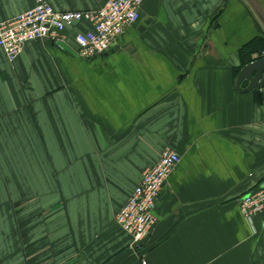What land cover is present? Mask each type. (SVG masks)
I'll return each instance as SVG.
<instances>
[{
	"label": "crops",
	"instance_id": "0c3cea01",
	"mask_svg": "<svg viewBox=\"0 0 264 264\" xmlns=\"http://www.w3.org/2000/svg\"><path fill=\"white\" fill-rule=\"evenodd\" d=\"M35 4L0 0V22ZM90 28L31 41L14 63L0 49V146L45 154L19 160L17 195L0 197V264H264V212L251 223L240 209L264 180V104L236 84L264 56V0H144L86 59L76 36ZM168 148L181 161L135 246L117 214Z\"/></svg>",
	"mask_w": 264,
	"mask_h": 264
},
{
	"label": "built area",
	"instance_id": "2783aa9c",
	"mask_svg": "<svg viewBox=\"0 0 264 264\" xmlns=\"http://www.w3.org/2000/svg\"><path fill=\"white\" fill-rule=\"evenodd\" d=\"M35 2L31 9L0 22V49L11 63L27 43L44 38L64 41L67 29L80 21L90 22L92 28L76 36L79 55L86 59L104 55L141 19L144 0H108L101 8L89 11H58L48 0ZM180 161L178 152L164 150L158 162L145 169L141 181L118 212L117 222L132 237L135 246L150 235L163 186ZM240 209L251 223L255 215L264 212V180L258 189L241 198Z\"/></svg>",
	"mask_w": 264,
	"mask_h": 264
},
{
	"label": "rangeland",
	"instance_id": "374dc122",
	"mask_svg": "<svg viewBox=\"0 0 264 264\" xmlns=\"http://www.w3.org/2000/svg\"><path fill=\"white\" fill-rule=\"evenodd\" d=\"M10 140L12 139H8L6 145L0 146L2 148L0 150V197L4 196L5 198L17 195V163L19 160L28 161V158H31L32 154L34 161L41 162L45 160V154L42 155L40 151H36L35 153L29 152L30 146H32L31 139H19L22 141L20 144L22 148H20L19 152H17V144L13 145L10 143ZM25 147L27 149H23Z\"/></svg>",
	"mask_w": 264,
	"mask_h": 264
},
{
	"label": "water",
	"instance_id": "95a60500",
	"mask_svg": "<svg viewBox=\"0 0 264 264\" xmlns=\"http://www.w3.org/2000/svg\"><path fill=\"white\" fill-rule=\"evenodd\" d=\"M236 84L241 91H255L260 103L264 104V56L245 65L239 72Z\"/></svg>",
	"mask_w": 264,
	"mask_h": 264
},
{
	"label": "trees",
	"instance_id": "16d2710c",
	"mask_svg": "<svg viewBox=\"0 0 264 264\" xmlns=\"http://www.w3.org/2000/svg\"><path fill=\"white\" fill-rule=\"evenodd\" d=\"M254 191V190H253ZM251 192V191H250Z\"/></svg>",
	"mask_w": 264,
	"mask_h": 264
}]
</instances>
